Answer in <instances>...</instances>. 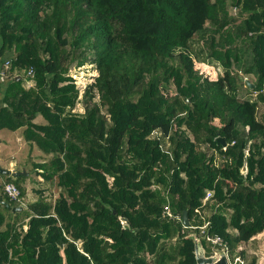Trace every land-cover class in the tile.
<instances>
[{"label":"trees","instance_id":"trees-1","mask_svg":"<svg viewBox=\"0 0 264 264\" xmlns=\"http://www.w3.org/2000/svg\"><path fill=\"white\" fill-rule=\"evenodd\" d=\"M0 65V130L64 190L24 215L0 204V264H194L205 221L232 258L264 232V0H0ZM2 175L19 206L2 189L23 199L22 176Z\"/></svg>","mask_w":264,"mask_h":264},{"label":"rangeland","instance_id":"rangeland-1","mask_svg":"<svg viewBox=\"0 0 264 264\" xmlns=\"http://www.w3.org/2000/svg\"><path fill=\"white\" fill-rule=\"evenodd\" d=\"M195 65L201 72L207 74L211 78H214L217 74L218 70L213 65L200 61H196ZM96 73L97 72L93 68V66L87 64L82 67H72L70 76H72V78L76 81V83L79 85V88L84 89L87 84L93 81V77L94 75H96ZM250 79L253 80L252 78ZM24 85L26 87H30L33 85V81L25 80ZM170 93H174V88L170 90ZM240 96H242L243 98L255 99L256 93L246 92L245 87H243L242 91H240ZM75 110L79 112L83 111L81 100H79V102L77 103ZM263 111L264 103H259V106L257 108L258 118H260V113H262ZM37 121H42V118L38 117ZM214 124H219L217 119L214 120ZM7 136L11 137L12 140L10 142L12 144L9 143L8 147H4L3 145H1L2 140H4V138H6ZM0 141V167L11 170L25 169V171L28 173L22 176L20 179L21 184L26 188V195L22 199L24 206V211L21 212L22 215H24L28 211V204L38 198V190L43 189L41 191H43V195L48 199L49 197L55 198L60 193L64 192L62 187L49 182V180H45L44 177L38 175L36 169H34L33 164L36 162H41L43 159H45V153H42L37 147H31L28 143H26V141H24V139H22V145L20 146V149L15 150L17 144H20V141L17 138L16 133H11L7 130H0ZM13 144L14 147L12 146ZM10 160H14L15 163H12V161ZM3 179L4 178H2V180ZM27 220L28 218L25 219V221ZM243 248L247 251V259H245L246 263H248L253 257H256L258 263L264 264V232L260 233L259 236L252 240L250 244H241L234 254L237 256L238 251Z\"/></svg>","mask_w":264,"mask_h":264},{"label":"water","instance_id":"water-1","mask_svg":"<svg viewBox=\"0 0 264 264\" xmlns=\"http://www.w3.org/2000/svg\"><path fill=\"white\" fill-rule=\"evenodd\" d=\"M20 76H17V80H19ZM216 140L219 144H222L223 147L227 145L224 137H216ZM0 173L5 175H10L12 177H19L28 174L25 169L22 170H11L0 167ZM0 204L5 205L8 209L12 211H20L23 209L22 205L12 206L9 201H7L3 195H0ZM182 222L183 225L187 228L191 227V223L188 218L187 210H184L182 213ZM186 237L192 238L194 242V254L196 262L194 264H231L228 258L227 252L224 248H217L216 254H206V250L203 246L202 241L205 239V236L200 237L197 232L189 231Z\"/></svg>","mask_w":264,"mask_h":264},{"label":"built area","instance_id":"built-area-1","mask_svg":"<svg viewBox=\"0 0 264 264\" xmlns=\"http://www.w3.org/2000/svg\"><path fill=\"white\" fill-rule=\"evenodd\" d=\"M9 62H5V68H8ZM4 193L9 197V199L13 202L23 204V200L20 195V189L14 182H7L3 186ZM211 196V192H207L205 199H208ZM163 215L168 216L173 219H180L179 215H175L172 213L169 206L165 207L163 211ZM209 221H205L203 225L198 226L197 228L200 231L202 236H205V240L212 245L213 253L216 252V248H224L227 252L228 258L231 264H246V261L240 255H235L234 258L230 257L228 247L226 246L223 239L218 235H211L207 232Z\"/></svg>","mask_w":264,"mask_h":264},{"label":"crops","instance_id":"crops-1","mask_svg":"<svg viewBox=\"0 0 264 264\" xmlns=\"http://www.w3.org/2000/svg\"><path fill=\"white\" fill-rule=\"evenodd\" d=\"M7 79H8V76L4 73V70H3L2 66L0 65V85H1V88H4V87H5V81H6ZM7 131H9V132H11V133H16V136H17V138L19 139L20 144H19V145L17 144L15 150H16V149H20V146L22 145L21 142H22V139H23L22 136H21V134H20V130H17V131H10V130H7ZM11 140H12L11 137L7 136L6 138H4V140H2V144H1V145H3L4 147H8L9 143H11V142H10ZM0 142H1V141H0ZM11 144H12V143H11ZM12 146L14 147V144H13ZM8 152H12V151H8ZM10 161H12V163H15L14 160H10ZM259 234H260V233H259ZM259 234H257L254 238H252L251 241L254 240L256 237H258ZM251 241L248 242V243H245V244H250ZM243 244H244V243H243Z\"/></svg>","mask_w":264,"mask_h":264},{"label":"clouds","instance_id":"clouds-1","mask_svg":"<svg viewBox=\"0 0 264 264\" xmlns=\"http://www.w3.org/2000/svg\"><path fill=\"white\" fill-rule=\"evenodd\" d=\"M4 192V191H3ZM5 194V193H4ZM6 195V194H5ZM7 196V195H6ZM20 205H22L23 206V204H20ZM217 249V248H216ZM212 254H215V253H212Z\"/></svg>","mask_w":264,"mask_h":264},{"label":"flooded vegetation","instance_id":"flooded-vegetation-1","mask_svg":"<svg viewBox=\"0 0 264 264\" xmlns=\"http://www.w3.org/2000/svg\"><path fill=\"white\" fill-rule=\"evenodd\" d=\"M3 192V191H2ZM0 194L2 195V193L0 192ZM12 206H14L13 204H11ZM11 210V209H10Z\"/></svg>","mask_w":264,"mask_h":264}]
</instances>
